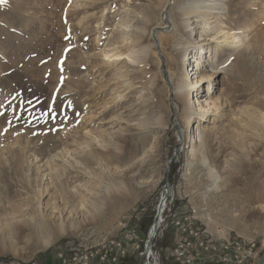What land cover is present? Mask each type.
Masks as SVG:
<instances>
[{
    "label": "rangeland",
    "instance_id": "rangeland-1",
    "mask_svg": "<svg viewBox=\"0 0 264 264\" xmlns=\"http://www.w3.org/2000/svg\"><path fill=\"white\" fill-rule=\"evenodd\" d=\"M182 1L0 0V264H61L69 240L122 235L120 221L137 207L133 222L146 239L167 179L169 227L156 238L166 263H176L166 247L181 236L173 225L184 216L215 237L255 244L259 263L264 0H217L199 22L185 14L196 0ZM198 46L205 76L198 96L214 102L188 120L174 78L186 68L184 52L191 57ZM143 50L146 63L133 61ZM195 99L196 92L188 103ZM197 122L190 156L182 134ZM142 131L153 141L135 160L147 159L136 169L138 191L108 198L128 168L109 156L121 152L119 138ZM92 150L104 154L86 166ZM139 252L130 249L121 264H140Z\"/></svg>",
    "mask_w": 264,
    "mask_h": 264
},
{
    "label": "built area",
    "instance_id": "built-area-1",
    "mask_svg": "<svg viewBox=\"0 0 264 264\" xmlns=\"http://www.w3.org/2000/svg\"><path fill=\"white\" fill-rule=\"evenodd\" d=\"M169 195L171 193L166 201ZM170 209L166 203L161 215L158 205L156 213L159 212V232H162L165 226L169 227L164 213ZM138 210L137 207L132 214L124 216L120 221L118 230L122 235L114 234L103 239L86 236L75 241L69 240L65 247L59 250L61 264H121L130 255V249L133 252L140 251V264H166L156 239L153 246L147 249L148 239L143 238L135 229L133 220ZM174 223L173 227L181 236L176 243L166 247V252L174 257L178 264H253L252 261L258 254L255 244H245L236 237H215L208 230L198 227L188 216L180 217L174 220Z\"/></svg>",
    "mask_w": 264,
    "mask_h": 264
},
{
    "label": "bare ground",
    "instance_id": "bare-ground-1",
    "mask_svg": "<svg viewBox=\"0 0 264 264\" xmlns=\"http://www.w3.org/2000/svg\"><path fill=\"white\" fill-rule=\"evenodd\" d=\"M206 1H208L210 3L207 4ZM188 4H190V3H188V0H183L182 2H180V6H186ZM215 8H218L217 0H196V1H194V5H192V10H189L185 14H187V13L193 14L194 13L195 14L194 16L197 17L198 22H199V21H202V19L204 17L203 12L205 11V9H207L208 11L209 10L213 11ZM198 49H199L198 51L193 50L194 52H193L191 57H189V55L186 52H184V54L181 58L183 60L187 61L188 66L186 65V68H184L182 70L179 68L181 70L178 72L179 74L176 76L174 75L175 76V78H174L175 82H174L173 91H174V94L176 97H178L180 100L186 101L184 113L186 114L188 120L193 118L195 116V114L198 113V111L202 108L206 107L208 110L211 109L212 108L211 104L213 101V100L210 101L211 97H209V96H206V98L202 99V100H200L202 95L198 96V92H199L198 87L200 86L201 81L205 77L201 71V62H203V61H201V59H203V55L201 52V48L199 47ZM121 54L122 53L115 52L111 56L117 55L119 57ZM213 54L215 57L216 52L212 51L210 54L211 55L210 58L212 61L214 60L213 59L214 57H212ZM146 60H147V51L143 50L142 54L137 56L136 59H134L133 61L140 62V63L144 64V63H146ZM172 60L175 61V65L180 67L179 62L177 63L176 59H172ZM189 66H191V67L189 68ZM218 68H220V67H218ZM193 70H194V72H193ZM216 72H220V71H216ZM211 85H212V82L209 81V83L207 85L208 90H210ZM195 92H196L197 100L195 99L196 102L189 104L188 101H190L193 98ZM157 123L159 126L162 127V130L165 129L164 128L165 122H163V116L161 114H160V116H158ZM86 127H87V121H81L79 123V128H86ZM188 129H189V132L187 133V131H185L186 133L184 135V138L190 143L188 150H187V153H188V155L192 156L195 154V152H197V149H198L197 140L195 137V131L197 132V130H200L201 125L199 122H197L196 127H194L192 125ZM89 132H92V131L88 130L87 133H89ZM88 138H90V137H88ZM119 141H121V143H122L120 145L121 146L120 147L121 152H119V153L117 152L115 155L112 154L111 156H109V162L111 163V165L117 164L118 167L120 165H123L125 167L128 166V168L120 170L118 172V177L115 176L116 178H118L117 183L112 184L107 188V195H109L107 197L111 198V199H115V200L125 198V197L131 195L132 193L138 191L139 188L137 186H139V185H137L136 179L138 177L137 174H139V173L136 172V169L139 170L142 166H144V169H145V164H143V162L147 159H145L144 161L142 159L143 162L140 161L137 163L135 162V160L143 153V151H145V149L151 144V142L153 140H152L151 136L149 134H147V132L145 133L142 131V132H138V134H136V133L127 134L123 137V139L119 138ZM92 151L93 152H91L89 154L92 156L91 157L87 156V158H85L84 161H82L83 164H86V166H90L91 163L94 162L93 160L97 157V155L99 153L104 154L103 152L102 153L97 152L96 150L95 151L92 150ZM149 156L152 160V157H153L152 154H150ZM92 157H94V159H92ZM147 171H148V168H147ZM139 175L140 176L142 175L141 171H140ZM138 184H139V182H138ZM169 187H170V184H169ZM166 188L167 187L165 185V192H166L165 195H168L171 193V187L168 188V190ZM64 195H65V193H64ZM165 195L162 197L163 204L164 203L166 204V196ZM165 204L160 209L161 215L164 211ZM100 206L101 205L97 204L94 206V208L95 209L101 208ZM70 213H71V211H70ZM59 227L62 230L65 229L63 224H62V226H59ZM68 227L69 228L70 227L71 228L76 227V224H73V222H71ZM67 228L65 229L66 231H67ZM159 229L160 228H158L156 234L154 231L150 232L151 235L155 234L154 240L156 238H158ZM149 236H147V239L149 238Z\"/></svg>",
    "mask_w": 264,
    "mask_h": 264
},
{
    "label": "water",
    "instance_id": "water-1",
    "mask_svg": "<svg viewBox=\"0 0 264 264\" xmlns=\"http://www.w3.org/2000/svg\"><path fill=\"white\" fill-rule=\"evenodd\" d=\"M182 138H184V137H183V134H182ZM179 150H180V149L178 148V149L176 150L175 154L169 159V161H168V168H170V165H171V163L173 162L175 156L178 154ZM165 185H166L167 190H168V188H170V187H169V179H167ZM165 196H166V198H167L168 195H165ZM162 206H163V199H162L161 202L159 203V210L162 208ZM158 213H159V212H158ZM158 213H157V214L155 215V217H154V222H153V227H152V231H154L155 234H156V232H157V230H158V227H159ZM155 234H152V235L150 234V236H149V238H148V240H147V246H146L147 249H150V248L153 246L154 238H155ZM258 264H264V248H263V252H262V255H261V257H260V260H259V263H258Z\"/></svg>",
    "mask_w": 264,
    "mask_h": 264
},
{
    "label": "crops",
    "instance_id": "crops-1",
    "mask_svg": "<svg viewBox=\"0 0 264 264\" xmlns=\"http://www.w3.org/2000/svg\"><path fill=\"white\" fill-rule=\"evenodd\" d=\"M171 257V255L169 254L168 257ZM174 260V259H173ZM213 264H225L224 262H213Z\"/></svg>",
    "mask_w": 264,
    "mask_h": 264
},
{
    "label": "trees",
    "instance_id": "trees-1",
    "mask_svg": "<svg viewBox=\"0 0 264 264\" xmlns=\"http://www.w3.org/2000/svg\"><path fill=\"white\" fill-rule=\"evenodd\" d=\"M174 163H175V161H174L173 164H172V165H173V166H172L173 168L175 167ZM126 259H127V258H126ZM124 261H125V259H124ZM166 264H170V263L167 262ZM174 264H178V262H176V263L174 262Z\"/></svg>",
    "mask_w": 264,
    "mask_h": 264
}]
</instances>
